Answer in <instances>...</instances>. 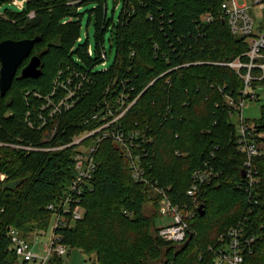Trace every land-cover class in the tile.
Masks as SVG:
<instances>
[{
  "label": "trees",
  "instance_id": "trees-1",
  "mask_svg": "<svg viewBox=\"0 0 264 264\" xmlns=\"http://www.w3.org/2000/svg\"><path fill=\"white\" fill-rule=\"evenodd\" d=\"M85 1L28 0L23 11L0 16V42L40 38L30 57L40 58L43 72L38 79L21 78L28 57L10 89L0 95V174L5 176L0 181V264H14L18 258L11 230L25 236L47 230L53 212L46 207L60 201L74 177L78 145L70 143L120 115L130 103L109 128L141 135L129 148L140 156L145 181H135L124 149L103 139L92 189L81 199L83 216L71 226L54 227L56 243L94 255L93 264H214L208 247L217 245L221 233L241 225L246 236L255 237L244 250L243 264H264V154L254 158V203L245 190L246 156L237 149L225 97L239 99L244 82L224 64L238 57L248 61L243 54L249 44L230 32L221 11L225 0H122L116 23L106 17V0H91L94 50L87 40L78 44V11ZM205 15L212 20L202 21ZM109 30L116 44L114 61L96 71L99 64L105 66L103 35ZM80 82L81 88H75ZM252 86H264V76ZM69 89L76 91L74 104L49 116L52 105L44 106L49 100L57 104ZM120 97L122 107L116 103ZM94 113L97 121L85 123ZM252 127L264 144L259 137L264 134V106ZM95 136L80 144L90 145ZM59 146L64 148L43 150ZM205 164L215 176L199 187L194 202L187 194L191 176ZM157 189L184 214H193L180 245L158 235L155 219L162 195ZM48 264H62L61 256Z\"/></svg>",
  "mask_w": 264,
  "mask_h": 264
},
{
  "label": "built area",
  "instance_id": "built-area-1",
  "mask_svg": "<svg viewBox=\"0 0 264 264\" xmlns=\"http://www.w3.org/2000/svg\"><path fill=\"white\" fill-rule=\"evenodd\" d=\"M28 0L12 1L17 7L18 11H23ZM238 0H225L221 4V11L225 16L230 32L239 37H245L248 40L249 49L243 54L248 59L246 62H242L240 57L230 63L224 65L233 69L236 74L243 80L244 87L240 91L239 99H233L230 96H225L230 113H240L239 125L236 126L235 143L237 149L244 153L246 159L243 163V173L245 179V190L249 193V197L252 202L255 203L253 197L254 187L258 183L257 171L254 165V158L260 154H264V144L259 142L253 134V127L246 124L242 114L245 99H257L258 95L254 91L252 82L260 80L264 76V29H260L256 24L254 17L250 14L248 6L245 2L239 4ZM251 6H255L264 11V0H250ZM4 14L0 13V16ZM29 18L34 17V12L28 14ZM204 22H210L212 17L205 15L201 18ZM105 55H103L104 58ZM241 70H246L245 73H241ZM254 70L261 73V76L255 77L253 75ZM83 80L86 77L82 76ZM70 82V79H68ZM82 83L80 82L75 88L80 89ZM76 91H67V96L61 99L57 104L51 103L49 100L44 106L48 108L52 105L49 116H52L55 111L58 112L61 107L68 109L74 104L71 98L75 95ZM116 103L120 104V107L125 103L124 98L120 97L116 100ZM131 103L124 109L120 115L113 118L111 121L104 123L100 128L87 133L85 136L76 137L69 146L78 145L76 153L74 155V177L69 184L67 191L57 204H50L46 208L53 212L55 221V227L71 226L76 220H79L83 216V209L81 206V199L86 190H91L90 182L96 171L95 155L101 141L105 138H111L116 144L124 149L125 156L129 160L132 176L135 181L143 182L144 171L140 165V156L133 154L130 150V146L135 145L134 139L141 137L139 134H130L126 136L122 131L112 128L110 125L115 123L124 112L130 107ZM40 120L43 119L42 113L39 115ZM97 113L91 114L88 119L84 120L85 123L90 121H97ZM105 119V118H103ZM30 124V123H28ZM30 126H32L30 124ZM102 133L97 137V132ZM96 135L90 145H82L80 142L90 136ZM260 138H264V134L259 135ZM140 145V144H136ZM19 148V147H18ZM21 148L26 150H33L31 147ZM64 148V146L54 148H43L44 151L56 150ZM215 173L205 164L202 168L196 169L191 176L192 184L189 187L187 194L193 198L196 202V194L199 192V187L203 184H208L212 181ZM3 178V176H2ZM158 193L162 195L160 214L170 215L172 217V224L162 226L159 229L158 235L166 242H171L174 245L182 244L189 232V220L193 218V214L190 212L183 213L182 210L173 205L167 198L165 193L157 189ZM260 229L263 231L262 237H264V222L260 225ZM11 243L13 245L15 254L18 258L23 259L24 262H32L36 264H48L49 260L54 256H62L66 253V246L56 243V237L53 236L51 243L46 245L44 258H39L32 251V244L26 242L25 239L19 237V233L16 230H11ZM255 240V237L246 236L244 228L241 225H237L228 229L225 233H221L217 238V245L209 246L208 251L214 255V264H243L244 262V250Z\"/></svg>",
  "mask_w": 264,
  "mask_h": 264
},
{
  "label": "rangeland",
  "instance_id": "rangeland-1",
  "mask_svg": "<svg viewBox=\"0 0 264 264\" xmlns=\"http://www.w3.org/2000/svg\"><path fill=\"white\" fill-rule=\"evenodd\" d=\"M14 0H0V13L5 14V12H18L17 7L12 3ZM20 1V0H16ZM239 4L246 3L250 6L249 12L254 17L256 24L259 25L260 29H264V11L258 9L255 6H251L250 0H238ZM122 0H106V17L107 19H111L114 23L117 22L121 9H122ZM94 1L87 0L82 3L81 10L78 11L79 14H82L81 17V28H80V42L78 44L84 43L86 40L88 41L89 46L92 50L95 49L96 38H95V20L92 18L89 22V12L88 10L94 8ZM103 40V47L107 53V58L105 60V66L99 64L95 67L94 70H102L104 68H109L114 61L116 44L114 35L109 30L105 33ZM105 57V56H104ZM256 94L258 95L257 99H245L244 107L242 109V116L245 122H248L253 126V124L259 120L261 114V108L264 106V86H258L254 89ZM240 113L234 112L231 114V122L235 125H239V115ZM3 176V178H2ZM0 174V181L4 179V175ZM49 226L47 230L42 234L36 233H28L27 236L24 235L23 232H19V237L26 240V242L32 244V251L36 254L40 259L46 256L45 247L46 245L51 243L53 228L55 227L54 217L49 221ZM155 223L157 227L167 226L172 224V217L170 215H162L159 214L155 219ZM56 256V255H54ZM62 264H93L95 262V256L90 255L87 256L79 249L76 248H66V253L61 256ZM14 264H36L32 262L25 263L23 259L17 258Z\"/></svg>",
  "mask_w": 264,
  "mask_h": 264
},
{
  "label": "water",
  "instance_id": "water-1",
  "mask_svg": "<svg viewBox=\"0 0 264 264\" xmlns=\"http://www.w3.org/2000/svg\"><path fill=\"white\" fill-rule=\"evenodd\" d=\"M40 38L23 40H5L0 42V95L4 96L12 86V81L15 78L18 68L22 65L25 59L30 57L36 42ZM41 60L38 56H31L28 63L21 69L20 76L23 79L31 78L38 79L42 75ZM244 177V173L242 172ZM202 207L199 208V211ZM201 211L200 215L203 216Z\"/></svg>",
  "mask_w": 264,
  "mask_h": 264
}]
</instances>
